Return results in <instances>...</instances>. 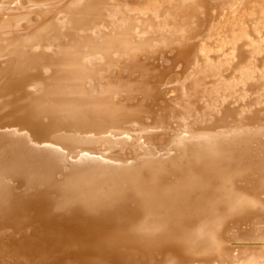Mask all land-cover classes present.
<instances>
[{"label": "bare ground", "instance_id": "6f19581e", "mask_svg": "<svg viewBox=\"0 0 264 264\" xmlns=\"http://www.w3.org/2000/svg\"><path fill=\"white\" fill-rule=\"evenodd\" d=\"M0 264H264V0H0Z\"/></svg>", "mask_w": 264, "mask_h": 264}]
</instances>
